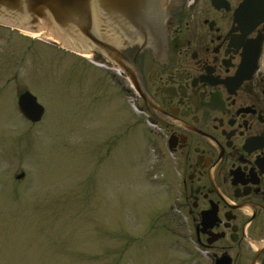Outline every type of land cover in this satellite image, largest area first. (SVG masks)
Returning <instances> with one entry per match:
<instances>
[{
	"label": "rangeland",
	"instance_id": "374dc122",
	"mask_svg": "<svg viewBox=\"0 0 264 264\" xmlns=\"http://www.w3.org/2000/svg\"><path fill=\"white\" fill-rule=\"evenodd\" d=\"M118 78L97 53L0 26V264H196L172 159Z\"/></svg>",
	"mask_w": 264,
	"mask_h": 264
},
{
	"label": "flooded vegetation",
	"instance_id": "af4514ba",
	"mask_svg": "<svg viewBox=\"0 0 264 264\" xmlns=\"http://www.w3.org/2000/svg\"><path fill=\"white\" fill-rule=\"evenodd\" d=\"M123 54L137 86L120 70L119 87L172 159L192 260L264 264V0H182L163 41Z\"/></svg>",
	"mask_w": 264,
	"mask_h": 264
},
{
	"label": "water",
	"instance_id": "95a60500",
	"mask_svg": "<svg viewBox=\"0 0 264 264\" xmlns=\"http://www.w3.org/2000/svg\"><path fill=\"white\" fill-rule=\"evenodd\" d=\"M182 0H0V26L52 36L71 50L97 53L135 78L123 50L129 44L153 46L164 39L170 11ZM20 113L42 120L45 108L29 91L19 96ZM24 174L17 176V179ZM218 264H230L227 259Z\"/></svg>",
	"mask_w": 264,
	"mask_h": 264
},
{
	"label": "bare ground",
	"instance_id": "6f19581e",
	"mask_svg": "<svg viewBox=\"0 0 264 264\" xmlns=\"http://www.w3.org/2000/svg\"><path fill=\"white\" fill-rule=\"evenodd\" d=\"M29 35L32 36L33 38H36V39L45 38L48 40L56 41L51 36L45 37L42 33L41 34H29ZM84 56H86L87 58H90V55H84Z\"/></svg>",
	"mask_w": 264,
	"mask_h": 264
}]
</instances>
